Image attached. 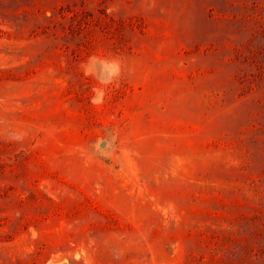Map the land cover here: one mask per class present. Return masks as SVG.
Listing matches in <instances>:
<instances>
[{
  "label": "rangeland",
  "instance_id": "obj_1",
  "mask_svg": "<svg viewBox=\"0 0 264 264\" xmlns=\"http://www.w3.org/2000/svg\"><path fill=\"white\" fill-rule=\"evenodd\" d=\"M0 264H264V0H0Z\"/></svg>",
  "mask_w": 264,
  "mask_h": 264
},
{
  "label": "clouds",
  "instance_id": "obj_2",
  "mask_svg": "<svg viewBox=\"0 0 264 264\" xmlns=\"http://www.w3.org/2000/svg\"><path fill=\"white\" fill-rule=\"evenodd\" d=\"M94 60H101L102 62L110 65L113 68V78L112 80H109L108 83H113L119 76L120 73V61L116 57H96L95 55L89 56L87 60L81 62V69L83 70L84 74L86 76L92 75L89 70L88 66L94 61ZM103 87H107V84H104ZM93 91L95 92L96 89L94 88ZM93 102L95 101V96L92 98Z\"/></svg>",
  "mask_w": 264,
  "mask_h": 264
},
{
  "label": "water",
  "instance_id": "obj_3",
  "mask_svg": "<svg viewBox=\"0 0 264 264\" xmlns=\"http://www.w3.org/2000/svg\"><path fill=\"white\" fill-rule=\"evenodd\" d=\"M105 143H106L105 141H104V142H102V143H101V146L105 145Z\"/></svg>",
  "mask_w": 264,
  "mask_h": 264
}]
</instances>
